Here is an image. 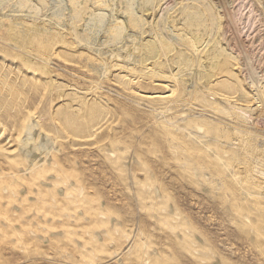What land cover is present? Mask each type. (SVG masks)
Instances as JSON below:
<instances>
[{
	"label": "rangeland",
	"instance_id": "1",
	"mask_svg": "<svg viewBox=\"0 0 264 264\" xmlns=\"http://www.w3.org/2000/svg\"><path fill=\"white\" fill-rule=\"evenodd\" d=\"M264 0H0V264H264Z\"/></svg>",
	"mask_w": 264,
	"mask_h": 264
},
{
	"label": "bare ground",
	"instance_id": "2",
	"mask_svg": "<svg viewBox=\"0 0 264 264\" xmlns=\"http://www.w3.org/2000/svg\"><path fill=\"white\" fill-rule=\"evenodd\" d=\"M261 175L264 176V168H262V170L260 171Z\"/></svg>",
	"mask_w": 264,
	"mask_h": 264
}]
</instances>
